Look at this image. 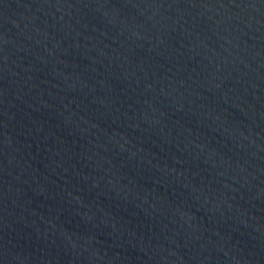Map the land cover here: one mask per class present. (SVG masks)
<instances>
[{"label": "water", "instance_id": "water-1", "mask_svg": "<svg viewBox=\"0 0 264 264\" xmlns=\"http://www.w3.org/2000/svg\"><path fill=\"white\" fill-rule=\"evenodd\" d=\"M0 264H264V0H0Z\"/></svg>", "mask_w": 264, "mask_h": 264}]
</instances>
